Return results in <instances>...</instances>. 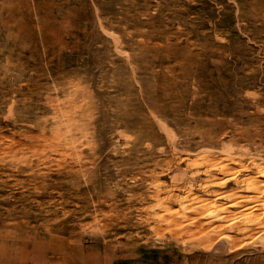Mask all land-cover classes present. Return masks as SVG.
I'll use <instances>...</instances> for the list:
<instances>
[{"label":"rangeland","instance_id":"rangeland-1","mask_svg":"<svg viewBox=\"0 0 264 264\" xmlns=\"http://www.w3.org/2000/svg\"><path fill=\"white\" fill-rule=\"evenodd\" d=\"M253 1L0 0V264L264 258V194L245 184H223L220 236L189 219L202 149L233 161L211 182L264 180L245 170L264 164ZM176 192L193 193L160 220Z\"/></svg>","mask_w":264,"mask_h":264},{"label":"bare ground","instance_id":"bare-ground-1","mask_svg":"<svg viewBox=\"0 0 264 264\" xmlns=\"http://www.w3.org/2000/svg\"><path fill=\"white\" fill-rule=\"evenodd\" d=\"M247 7L253 11L261 10V9L264 10V0L253 1ZM221 146L223 148L224 144H222ZM225 151L228 153L230 149L225 150ZM246 154H248V151L244 149V151H242L238 155L243 156ZM196 159L199 160V161L197 160L194 161V164H195L194 168L196 169V171L192 172L190 177L191 179H195V178L198 179L197 185H199L202 192H199V194L197 195L198 200L193 204L192 209H191L192 211L195 212V215L190 217L189 219H191V222H197L198 227H202L203 224L206 225L205 228L199 229V230H203L204 236L209 238L213 232H217V231H219L218 236H220V234L222 233L220 230H221V227H223L221 224V220H223V218L225 217V214H222V211L218 210L219 204L220 202H222L223 199H229L233 197V192L227 193L222 189L223 184L225 183L245 184L246 185L245 189L256 193L257 195H251V196L256 197V196H261L262 194H264V180H262L263 183H257L254 181L248 182L247 181L248 175L244 176L242 179H239L236 176L231 175L227 177L226 179H224V181L211 182L215 178V176H218L220 173L229 174L233 161H230L228 157H225V158H222L221 160H227V162L223 164H219V162L222 163L221 160L214 159L211 156V153L208 149H202L199 154V157ZM204 165H208L206 169L201 168ZM245 170H251L257 175L264 176V164L256 160L252 161L251 166H246ZM192 193L193 192H190L186 195H182L180 192L170 194L169 196L174 195L175 197L173 196L174 199H170L171 198L170 197L168 201L169 204L164 206V210L162 211V213L160 212L161 214L159 213L160 220L162 221L172 220L168 216L169 209L172 206L171 204L178 203L180 200L186 199ZM261 204H264V203L262 202L256 203L257 206ZM247 225L248 224L238 225V226L232 225L231 229L234 230L236 234H241L251 228V227L248 228ZM250 225H252V228L262 227L264 226V219L260 217L258 218V220L251 222ZM220 238L222 237H219V239ZM231 240L235 242V245L237 246L236 249L242 246L241 240H239L238 238L234 239V237L231 236Z\"/></svg>","mask_w":264,"mask_h":264},{"label":"crops","instance_id":"crops-1","mask_svg":"<svg viewBox=\"0 0 264 264\" xmlns=\"http://www.w3.org/2000/svg\"><path fill=\"white\" fill-rule=\"evenodd\" d=\"M167 252H162L161 256H157L155 259H152L150 262H142L141 264H179L180 259L174 258V256L168 255ZM235 264H250L247 258H241L237 260ZM252 264V263H251ZM253 264H264V258L259 260H254Z\"/></svg>","mask_w":264,"mask_h":264}]
</instances>
